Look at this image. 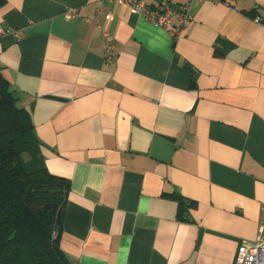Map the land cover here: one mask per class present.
<instances>
[{
  "label": "crops",
  "instance_id": "0c3cea01",
  "mask_svg": "<svg viewBox=\"0 0 264 264\" xmlns=\"http://www.w3.org/2000/svg\"><path fill=\"white\" fill-rule=\"evenodd\" d=\"M189 11L173 38L116 1L0 6V67L48 171L70 181L59 243L72 264H235L259 236L264 0ZM171 194L194 201L185 218Z\"/></svg>",
  "mask_w": 264,
  "mask_h": 264
},
{
  "label": "trees",
  "instance_id": "16d2710c",
  "mask_svg": "<svg viewBox=\"0 0 264 264\" xmlns=\"http://www.w3.org/2000/svg\"><path fill=\"white\" fill-rule=\"evenodd\" d=\"M17 101L0 67V264H72L59 243L70 181L48 171L31 117ZM170 196L185 218L194 201Z\"/></svg>",
  "mask_w": 264,
  "mask_h": 264
},
{
  "label": "built area",
  "instance_id": "2783aa9c",
  "mask_svg": "<svg viewBox=\"0 0 264 264\" xmlns=\"http://www.w3.org/2000/svg\"><path fill=\"white\" fill-rule=\"evenodd\" d=\"M116 1L127 5L131 12L142 15L152 24L165 28L169 31L173 38H177L181 31L188 27L192 16L189 11L190 4L194 0H187L177 6L170 4H160L158 6H147L142 0H109ZM217 2L219 0H208ZM76 14V9L68 7L63 16L71 18ZM4 32L0 28V34ZM105 49L113 56V44L108 36L105 37ZM235 264H264V224L260 226L259 236L256 241L251 244H242L237 248L235 257Z\"/></svg>",
  "mask_w": 264,
  "mask_h": 264
}]
</instances>
